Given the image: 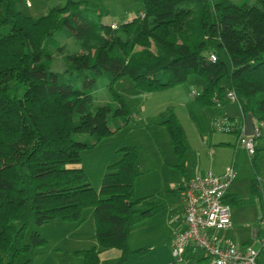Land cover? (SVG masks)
<instances>
[{
	"label": "trees",
	"instance_id": "trees-1",
	"mask_svg": "<svg viewBox=\"0 0 264 264\" xmlns=\"http://www.w3.org/2000/svg\"><path fill=\"white\" fill-rule=\"evenodd\" d=\"M18 1L0 0V264L27 263L29 258L19 262L18 256L45 243L37 230L24 241L30 220L79 224L89 206L95 244L74 249L81 258L75 264H98L99 252L111 247L120 250L122 264L132 251L128 237L135 216L151 215L159 201L135 195L137 145L120 147L121 156L107 165L98 190L80 164V148L133 116L113 83L126 75L137 89L154 91L195 73L205 79L194 96L198 103L221 101L230 89L242 114L264 123V0L260 6L245 0H141L137 15L114 29L91 0L56 3L39 16L19 9ZM57 34L74 38L79 49L71 50ZM51 47L62 70L53 68ZM103 71L115 106L94 103ZM161 123L176 155L174 167L185 175L182 124L170 107ZM78 133L88 137L78 139ZM257 188L252 178V191Z\"/></svg>",
	"mask_w": 264,
	"mask_h": 264
},
{
	"label": "rangeland",
	"instance_id": "rangeland-1",
	"mask_svg": "<svg viewBox=\"0 0 264 264\" xmlns=\"http://www.w3.org/2000/svg\"><path fill=\"white\" fill-rule=\"evenodd\" d=\"M65 1L19 0L18 7L32 16H39L44 13L45 7H51L56 3L62 4ZM91 1L97 3V9L102 13V21L107 24L116 21L112 23H115L117 27L126 20V17L137 15L142 8L141 0ZM245 1L249 4L261 5L259 0ZM56 37L60 41L68 42L71 50L79 49L78 42L74 38L62 34H57ZM140 48L141 45L136 46V49ZM149 48L154 51L156 46L151 43ZM51 52L53 68L62 70L64 65L58 52L53 47H51ZM108 81L107 71H103L98 78V88L93 92L95 104L111 102L113 106L116 105L108 87ZM113 86L124 97L133 116L119 129L102 137L95 144L80 148V164L90 184L98 190L107 165L121 156L120 147L137 145L139 147V174L135 181V195L150 194L153 195V199L160 198L165 205L151 215L142 218H139L138 214L135 216L136 221L129 232L128 245L132 251L137 247H142L144 250L142 254L131 251L132 260L127 264L141 263L140 260H143L145 264H196L192 262V257L185 256L183 259H177L170 251L173 233V223L171 224L170 220L174 215L179 219L182 217V202L176 189L181 175L174 167L176 155L167 129L161 123V118L170 107L182 124L188 145L185 161L186 173L195 172L197 169L201 172L214 171L212 166L220 165L226 157L229 158L227 162H230V155L227 156L226 150L220 147L219 141L229 138L234 142L237 133L214 129L212 127L213 117L220 109L233 115H241L240 107L236 100L228 98L219 103H198L191 91L201 92L205 86V79L195 73L189 74L185 80L175 85L154 91L137 89L133 80L126 75L117 79ZM108 118L112 126L110 114ZM260 127L262 135L255 139L258 143L264 142V123H261ZM87 137V133L77 134L78 139ZM237 146L239 149L236 151H239L236 163H238L237 167L242 169V173H239L244 177L242 186L247 189V182L251 179L250 177L255 176V173L250 156L239 142ZM262 152L264 153V147L259 149V153ZM82 215L84 219L79 224L73 220L59 218L49 219L40 224L30 220L24 241H29L32 230H37L46 241L20 254L18 261L23 262L29 258L24 264H75L79 262L80 256L72 251L95 244L92 207L83 208ZM193 252L196 256L204 254L198 248H195ZM101 254L98 264H116L118 257ZM197 261L198 264H208L207 258Z\"/></svg>",
	"mask_w": 264,
	"mask_h": 264
},
{
	"label": "built area",
	"instance_id": "built-area-1",
	"mask_svg": "<svg viewBox=\"0 0 264 264\" xmlns=\"http://www.w3.org/2000/svg\"><path fill=\"white\" fill-rule=\"evenodd\" d=\"M112 28L117 27L110 23ZM210 58L214 59L213 53ZM192 95L200 94L192 90ZM225 98L237 101L233 90H227ZM217 103L220 102L215 98ZM239 105V103H238ZM262 121L254 123L253 133L246 134V118L219 113L212 120V127L223 132H237L239 142L251 157L255 154V138L260 135ZM237 175L235 167L225 166L221 174L212 171L181 175L177 190L183 207L182 227L175 231L170 251L177 259H183L189 248H198L204 252L208 264H257L258 249L251 244L234 242L223 243L217 231L225 229L231 223V205L225 200L227 189ZM260 243H264V214L260 218Z\"/></svg>",
	"mask_w": 264,
	"mask_h": 264
},
{
	"label": "crops",
	"instance_id": "crops-1",
	"mask_svg": "<svg viewBox=\"0 0 264 264\" xmlns=\"http://www.w3.org/2000/svg\"><path fill=\"white\" fill-rule=\"evenodd\" d=\"M48 6L45 7L44 12L47 10ZM140 11V10H139ZM34 14V13H33ZM132 15L126 17L125 21H128L133 18ZM124 21V22H125ZM116 22V21H111ZM224 98L223 100H225ZM222 100V101H223ZM227 113L224 109H220L219 112L216 114L218 115L219 113ZM241 112V110H240ZM231 116H236V117H241V115H233L230 113H227ZM215 115V116H216ZM214 116V117H215ZM213 117V118H214ZM254 121V120H253ZM255 123V121H254ZM260 128V135H262V129ZM256 139V138H255ZM231 139L226 138L224 141H219L220 147L224 148L227 152V156L230 155V162L226 157L225 161L221 163L220 165H214L212 166L214 171H212L215 174H221L224 171V168L228 164H232L236 171L237 175L229 188L227 189V195L230 196V198H234L237 200L236 202L230 203L231 205V223L228 227L225 229H221L217 231V236L218 238L223 242V243H228V242H234L238 244H251L252 246L256 247L260 251L259 257H258V264H264V243H260L259 241V236L261 235V225H260V218L264 214V153H259V149L264 147V142L258 143L255 140V147H256V153L254 156V163L251 162V165L253 167L255 176L250 177L256 178L257 184H258V190L257 192H253L251 189V179L248 180L247 182V189L244 188L242 185V181L244 180V177L240 176L239 173H242V169H239L237 167L236 159H237V153L239 150L236 151V149H239V146H237V135L236 139L234 142L230 141ZM226 162V163H225ZM237 167V168H236ZM197 171H199L197 169ZM200 173H204L199 171ZM193 171H190L189 173L186 174H191ZM100 186V185H99ZM177 189V188H176ZM178 192V190H177ZM179 195V194H178ZM142 196V195H141ZM155 197V196H154ZM150 199H153V195H151ZM159 201V205L157 208L154 210H159L164 207V203L160 198H157ZM233 207V210H232ZM182 208V217L179 219L176 217V215L172 216L171 218V224H172V238H171V243L175 234V231L180 229L182 227V220H183V207ZM251 211V212H250ZM253 212V213H252ZM173 214V213H172ZM171 247V245H170ZM138 248V247H137ZM193 248H189L185 254V256L192 257V262L198 264L197 260L201 258H206L203 255L197 254L194 255ZM101 253H103L105 256H114L118 257L120 256V250L116 247H111L107 249H103L99 252L100 260H101ZM138 254H142V252L136 251ZM134 254V253H133ZM132 260V255L130 254L125 262L122 264H127L129 261ZM118 261V260H117ZM141 263L137 264H145L143 260ZM197 261V262H196ZM100 262V261H99ZM117 264V262H116ZM136 264V262L134 263ZM146 264H151V263H146Z\"/></svg>",
	"mask_w": 264,
	"mask_h": 264
},
{
	"label": "water",
	"instance_id": "water-1",
	"mask_svg": "<svg viewBox=\"0 0 264 264\" xmlns=\"http://www.w3.org/2000/svg\"><path fill=\"white\" fill-rule=\"evenodd\" d=\"M245 118H246L245 133L251 134L253 133V127H254V121H253L251 113H246Z\"/></svg>",
	"mask_w": 264,
	"mask_h": 264
}]
</instances>
